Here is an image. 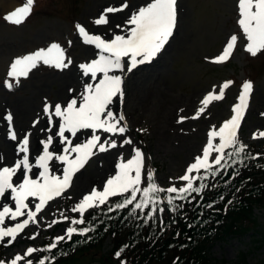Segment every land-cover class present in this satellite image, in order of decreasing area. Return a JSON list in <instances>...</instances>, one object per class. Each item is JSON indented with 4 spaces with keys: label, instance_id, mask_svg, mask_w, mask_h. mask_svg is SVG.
Returning <instances> with one entry per match:
<instances>
[{
    "label": "rangeland",
    "instance_id": "obj_1",
    "mask_svg": "<svg viewBox=\"0 0 264 264\" xmlns=\"http://www.w3.org/2000/svg\"><path fill=\"white\" fill-rule=\"evenodd\" d=\"M235 1L178 0L176 26L159 58L149 66L138 68L126 80L125 106L121 109L126 114L125 118L130 127L123 136L119 134L112 139L118 144L124 139H131L133 143L122 149L116 147L106 152L97 150L88 166L76 176L71 189L49 204L38 218V223L26 228L13 245L5 247L6 238L0 242V260L10 262L17 254H24L27 247L38 248L49 236L63 235L68 223L52 224V221H63V215H74L71 208L82 198L73 199L78 182L96 167L99 168L100 164L103 168L105 157L111 152V159L115 154L118 162L121 157L126 159L130 156L133 148L142 147L146 157L145 169L154 172L155 180L160 186L167 188L170 182H174L179 187L183 183L175 178L183 174L186 165L192 160L186 159L185 152L196 142L194 153H199L206 130L213 125L217 126L228 117L241 84L251 81L248 60L255 56L244 50L247 41L240 29L239 32L237 30L239 26L236 25ZM23 2L24 0H0V122L3 125L0 129V155L7 149L4 115L11 114L19 139L25 131L18 127L16 120L23 113L28 115L27 123L30 120L34 122L36 113L41 111L44 102L64 104L74 98V95L70 98L68 95H71L70 89L75 92L76 85L67 84L74 74L79 87L83 88V84L88 82L80 81L81 70L78 65L85 63L93 54L88 53L87 47L80 43L76 24L88 26L95 34L111 37L113 32L120 33L116 25L123 24L129 15L128 9L106 13L109 23L96 25L93 21L106 7H119L123 0H35L31 14L23 23L17 25L1 19V15L22 6ZM127 2L136 7L142 5L144 0ZM232 34H237L239 39L230 59L221 64L211 62L210 58L219 54L226 38ZM52 43L59 44L66 57L72 60L67 68L61 70L40 62L27 76L20 77L18 82L8 77L10 65L16 58L47 48ZM255 66L258 70L261 68L258 62ZM6 80L13 85L11 89L5 86ZM225 81L233 83L225 89L224 98L212 101L199 118H191L201 107L200 101L203 97L213 90V86H217L218 94L219 86ZM62 84L63 96L59 97L57 90ZM252 85L250 108L240 137L247 146L263 152L264 138L253 139L252 134L258 135L259 131L264 130V122H261L264 119V115H261L264 113V71ZM137 95L147 100L140 104ZM190 95L196 96L198 102L189 109V115L176 114L177 118L171 117L165 130L157 131L152 117L155 116L157 105L175 108ZM223 108V115L214 117V112ZM181 117L187 119L181 121ZM207 119L211 120L205 121ZM7 163L11 164L10 161ZM114 166L99 182L89 183L81 192L86 194L93 187H101L106 176L112 175ZM64 203L67 209H64ZM253 221L254 227L242 236H229L213 245L209 252L211 264H239L238 260L241 264H264V208L255 210ZM49 224L52 226L48 227ZM37 232L39 235L36 239H29ZM102 249L81 253L78 263L101 264L99 259L107 258L112 249L110 242L107 241ZM38 255L36 252L31 260L34 262ZM18 264L26 262L19 261Z\"/></svg>",
    "mask_w": 264,
    "mask_h": 264
},
{
    "label": "snow or ice",
    "instance_id": "obj_2",
    "mask_svg": "<svg viewBox=\"0 0 264 264\" xmlns=\"http://www.w3.org/2000/svg\"><path fill=\"white\" fill-rule=\"evenodd\" d=\"M34 3L35 0H24L23 5L6 14L3 17L4 20L17 25L23 23L31 14ZM236 7L237 24L243 38L247 41L244 50L256 56L264 50V0H237ZM126 9L129 10V15L123 24L116 25L123 34L113 32L110 38L89 34L84 26L76 24V30L83 42L93 45L98 50L95 58L90 62L78 65L83 76L90 77V80L95 83L85 82L80 96L70 98L66 101V106L59 103L54 106L48 104L44 106L49 125L53 124V116L59 118L55 136L59 138L62 153L58 154L56 147L53 146V136L48 135L46 139L39 141L42 151L37 149L35 162L30 163L29 137L31 134L26 133L18 144V153H23L22 158H15L12 165H7L4 164V158L0 155V242L9 238L5 247L12 244L30 222L38 223L35 218L45 205L61 197L72 186L75 173L91 156L95 155L94 149L106 152L109 149L122 148L133 143L131 139H124L119 144L115 139L102 141L96 133L97 130H102L105 133L123 136L126 132L127 124L121 126V121H124L125 117L123 114H115L110 108L114 98L122 99L124 95L122 87L124 81L121 74L131 73L139 65L150 63L164 49L176 26L177 0H144L142 5L136 7L130 6L127 0H123L119 7H106L93 23L108 24L106 13H117ZM238 39L237 34H232L227 39L223 51L216 57L210 58L211 62L219 64L229 60ZM40 62L62 70L67 68L72 60L66 57L59 44L52 43L47 48L16 58L11 63L7 75L18 82L20 77L27 76L29 71L37 67ZM4 83L9 89L13 86L7 80ZM232 83V81H225L222 86H219L218 94L217 86H213V90L203 97L200 101L201 107L191 118H199L212 101L222 100L225 89ZM252 88L251 81H244L241 84L237 102L231 107L230 118L223 120L218 129L213 125L207 131L206 143L202 147L201 154L196 155L183 174L175 178L183 182L179 187L174 182H170L167 188L160 186L155 180L154 172L145 169L144 154L140 149L133 148L130 158L125 160L121 157L120 162L116 163L115 174L106 178L102 190L93 187L90 192L83 194L82 198L74 203L71 212L78 213V218L61 214L63 222H69V226L63 230V235L54 237L52 242L44 248L27 247L23 255L17 254L10 262L0 260V264H18L19 261L36 252H50L61 241H70L73 235L86 236L94 230L91 224L79 228L76 225H85V213L93 208L99 209L107 205V211L114 212L133 205L129 215H134L137 210L145 213L147 209L145 223L157 212L163 213L165 210L176 212L183 208V203H177L178 201L190 203L195 200L196 196H201L210 186L208 181L211 179L222 172L226 174L233 165L242 164L245 158L256 159L260 154L244 157L247 145L238 138V131L248 108ZM5 119L9 123L8 138L17 140L15 129L11 126V114L8 113ZM184 119L187 118L181 117V121ZM36 123L38 121L33 122V127ZM52 130V127L42 129L49 133ZM81 130H91L90 138L84 142H74L72 137H77ZM252 138H264V131H259L258 135L253 133ZM217 140L218 142H215ZM50 146H53L52 150ZM228 149L231 151H226ZM55 162H59L62 167L60 169L50 167V163ZM235 175H238V172L233 170V177ZM211 186L215 187V185ZM117 196L121 199L110 204V198ZM29 198H32L30 203H34L35 210L30 207ZM12 201H14V210L10 206ZM25 215L26 219L14 225H5L6 217L11 221H17L19 217ZM92 219L95 220L96 217ZM58 222L62 221L53 220L52 224ZM38 235V232L34 233L29 239H36ZM120 254V251L115 253L117 258ZM54 259L55 257L45 256L36 264H45V261ZM26 264H33V261L29 259Z\"/></svg>",
    "mask_w": 264,
    "mask_h": 264
},
{
    "label": "trees",
    "instance_id": "obj_3",
    "mask_svg": "<svg viewBox=\"0 0 264 264\" xmlns=\"http://www.w3.org/2000/svg\"><path fill=\"white\" fill-rule=\"evenodd\" d=\"M243 155L244 157L251 156L246 151ZM246 159L243 160V163L253 161L250 158ZM233 170L238 172V175H235L236 178H231ZM247 172V168L244 165L236 164L226 174L222 172L216 178L208 181L210 186L205 191V198L211 199L216 204L217 223L226 234L242 233L244 229L239 222L250 218L251 208L254 203L262 204L264 202V179L256 180L254 177H250ZM211 185H215V187ZM121 216L122 214L117 218L121 219ZM88 223L91 224L94 230L87 236L89 241H84L83 243L86 244L87 249H99L106 233L110 231V216L105 215L100 223L92 221H88ZM118 225V222L113 224L115 227ZM209 225V221H205V224L199 222L196 226L198 231L189 234L187 237V225L180 223L179 226H181L182 231L177 236V239L181 240L179 242L175 237L156 239V234L150 235V238L146 240L147 234L142 235L144 227L140 224V229H135L136 232L128 231L117 239L112 256L100 262L101 264H121L122 262L126 264H160L165 254L170 253V247L172 253L168 260L172 262L177 259L174 264H206V255L203 247L208 243L210 237L203 231ZM121 233L118 231L114 236H119ZM126 243L129 244V247H126ZM179 243L183 244L181 248H179ZM83 247L80 245L66 249L60 247L52 254L54 257L57 256L55 264H79L75 255L76 253L79 254L78 252H82ZM117 248L123 249L119 258L115 256Z\"/></svg>",
    "mask_w": 264,
    "mask_h": 264
},
{
    "label": "bare ground",
    "instance_id": "obj_4",
    "mask_svg": "<svg viewBox=\"0 0 264 264\" xmlns=\"http://www.w3.org/2000/svg\"><path fill=\"white\" fill-rule=\"evenodd\" d=\"M94 8V7H93ZM90 52V50L88 49V53ZM85 79L84 77L80 76V80ZM73 84V85H77V77L76 74L73 75V77L67 81V84ZM77 90L76 92H74V95L77 97L79 96L82 92L83 89L79 87V85L76 87ZM63 84L59 86L58 90H57V94L59 95V97L63 96ZM138 97L140 104L142 102H145L147 99L146 98H140L138 95L136 96ZM198 102V99L196 96L194 95H190L183 103H181L179 106L177 107H172V106H163L162 104L157 105V110H155V116L152 115L153 120H154V125L156 126V130H162V129H166V125L167 123L170 121L171 117L175 116L176 114L179 115L180 113H188L189 109L194 106L196 103ZM223 111L224 108L221 110H216L214 113V117L217 116H221L223 115ZM183 115V114H182ZM189 115V114H187ZM39 116H40V121L35 125V127H33V125L29 124V122L27 123V119H28V115L23 113L17 120V125L18 127L22 128L25 131H30L32 137L29 143V148L31 150L32 155L37 151V149H39L40 147V143L39 141L43 139V135H52L53 136V146L56 147L58 154L62 153V146L60 145V143L56 142L57 137L55 136V132L54 130H52L51 133L47 132V131H42V129H46L48 127H52L46 123V119H45V115L41 112H39ZM186 116V115H184ZM175 119L177 118V116L174 117ZM261 122H264V119L261 120ZM260 122V123H261ZM56 125V123H55ZM161 133V132H158ZM6 143V142H5ZM7 149L4 151L3 153V157L5 160H10V159H15L18 157H21V153L16 152L13 147L12 144L10 142H7ZM195 145L196 142L194 143V145H192L191 147L188 148V150L185 152V157L186 159H191V157L194 156V152H195ZM52 146V147H53ZM123 148V147H122ZM121 147H119V149H122ZM115 153V152H114ZM111 155L112 152L109 153V155H107L105 157V166L103 168L102 165H99V168L96 167L90 174L86 175L85 177H83V179H81L77 186H76V193L74 195V200L79 199L82 196V190H85L86 186L89 183L92 184H96L97 182L100 181L101 177L109 172L112 167L114 166V164L117 162L118 157L114 154V157L111 159ZM53 167H55L56 169H60L61 165L59 164V162H55L53 164ZM37 171L38 170H35ZM90 184V185H92ZM82 191V192H81ZM10 199V197H9ZM32 198H29V203L31 202ZM38 202V201H36ZM10 206L13 208L14 210V201H12L10 203ZM30 207H32V209L34 210V203H30ZM24 218H26V215L23 216ZM14 221L9 220L6 217V221H5V225L7 226L9 223H12Z\"/></svg>",
    "mask_w": 264,
    "mask_h": 264
}]
</instances>
